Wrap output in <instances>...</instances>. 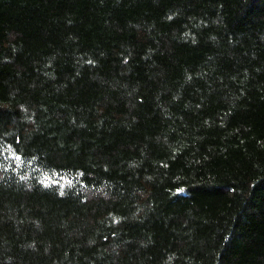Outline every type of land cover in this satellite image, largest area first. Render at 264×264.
Returning <instances> with one entry per match:
<instances>
[{
	"label": "trees",
	"instance_id": "obj_1",
	"mask_svg": "<svg viewBox=\"0 0 264 264\" xmlns=\"http://www.w3.org/2000/svg\"><path fill=\"white\" fill-rule=\"evenodd\" d=\"M0 264H264V0H0Z\"/></svg>",
	"mask_w": 264,
	"mask_h": 264
}]
</instances>
